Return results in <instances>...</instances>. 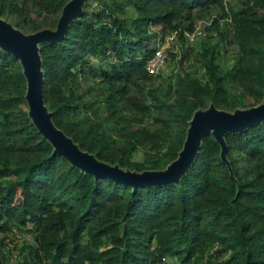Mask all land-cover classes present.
Listing matches in <instances>:
<instances>
[{
    "label": "trees",
    "instance_id": "obj_1",
    "mask_svg": "<svg viewBox=\"0 0 264 264\" xmlns=\"http://www.w3.org/2000/svg\"><path fill=\"white\" fill-rule=\"evenodd\" d=\"M67 1L0 0V18L25 34L53 30ZM212 6L224 14L221 0H87L58 42L38 44L52 124L96 160L139 173L175 159L196 110L261 103L264 0L230 10V38L202 40L188 72H145L149 28L181 39L193 11ZM83 80L92 86L78 94ZM24 93L19 61L0 49V231L30 233L19 264H264V121L224 133L229 167L206 133L177 183L132 189L52 154Z\"/></svg>",
    "mask_w": 264,
    "mask_h": 264
},
{
    "label": "water",
    "instance_id": "obj_2",
    "mask_svg": "<svg viewBox=\"0 0 264 264\" xmlns=\"http://www.w3.org/2000/svg\"><path fill=\"white\" fill-rule=\"evenodd\" d=\"M87 0H68L61 8L55 28L41 29L25 34L0 18V49L19 61L25 79L24 99L27 116L37 132L53 147L52 154L58 155L93 177H101L112 182L128 186L148 187L177 183L188 169L200 139L210 133L220 146V159L228 166L225 157L224 133H232L252 124L264 121V99L261 103L246 109L228 112L209 105L204 110H196L188 121L181 149L174 160L162 170L133 172L98 161L92 154L78 147L57 129L50 120L42 100V71L38 44L58 42L64 35L68 24L81 13V7Z\"/></svg>",
    "mask_w": 264,
    "mask_h": 264
},
{
    "label": "rangeland",
    "instance_id": "obj_3",
    "mask_svg": "<svg viewBox=\"0 0 264 264\" xmlns=\"http://www.w3.org/2000/svg\"><path fill=\"white\" fill-rule=\"evenodd\" d=\"M241 0H221L222 10L224 14L218 16L220 10L217 6L210 7L209 11L202 13L200 10H194L192 15L193 20V29L199 30L202 36H197L195 40L191 43L185 41L183 37L181 39L176 36L175 42L172 45V51H167V59L165 65L157 73L159 74L156 77L158 79H168L172 77V80L175 78V75L181 76L182 73L188 72L191 68H194L192 62V53L196 50L197 45L204 39H210L215 42L217 35L222 33L226 35L227 38H230L232 35V29L230 26L231 23V14L230 10H236L239 6ZM212 20H215L216 23H212ZM6 22L10 23L8 20ZM148 34L150 35L148 47H151L152 41L160 36V31L158 26H153L148 29ZM183 57V58H182ZM219 62L229 67L231 64V51L227 46L225 53L220 55ZM94 59H92L93 61ZM155 74V75H157ZM153 75V76H155ZM93 81L83 80L78 83V88L76 92L79 94L83 91H86L87 88L92 86ZM90 93L85 95V98H96L97 94L95 91L90 89ZM93 99V98H92ZM30 233L24 229H20L12 225L7 231H0V264H19L20 258L19 253L21 251V245L23 243L30 241ZM167 262H174L173 259H166Z\"/></svg>",
    "mask_w": 264,
    "mask_h": 264
},
{
    "label": "built area",
    "instance_id": "obj_4",
    "mask_svg": "<svg viewBox=\"0 0 264 264\" xmlns=\"http://www.w3.org/2000/svg\"><path fill=\"white\" fill-rule=\"evenodd\" d=\"M176 31L167 32L162 38L158 37L153 44V51L145 62L144 70L147 74L155 75L165 65L167 59V51H172V45L176 39ZM199 30L192 29L184 31L183 37L189 43L193 42L197 36H202Z\"/></svg>",
    "mask_w": 264,
    "mask_h": 264
}]
</instances>
